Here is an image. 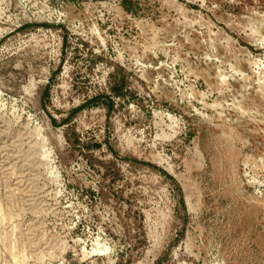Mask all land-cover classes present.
Wrapping results in <instances>:
<instances>
[{
    "label": "rangeland",
    "instance_id": "1",
    "mask_svg": "<svg viewBox=\"0 0 264 264\" xmlns=\"http://www.w3.org/2000/svg\"><path fill=\"white\" fill-rule=\"evenodd\" d=\"M63 261L264 264V0H0V264Z\"/></svg>",
    "mask_w": 264,
    "mask_h": 264
},
{
    "label": "built area",
    "instance_id": "2",
    "mask_svg": "<svg viewBox=\"0 0 264 264\" xmlns=\"http://www.w3.org/2000/svg\"><path fill=\"white\" fill-rule=\"evenodd\" d=\"M60 264H70V263H68V262H66V261H63V262H61Z\"/></svg>",
    "mask_w": 264,
    "mask_h": 264
},
{
    "label": "bare ground",
    "instance_id": "3",
    "mask_svg": "<svg viewBox=\"0 0 264 264\" xmlns=\"http://www.w3.org/2000/svg\"><path fill=\"white\" fill-rule=\"evenodd\" d=\"M100 249L98 248V249H96L95 251H99Z\"/></svg>",
    "mask_w": 264,
    "mask_h": 264
}]
</instances>
